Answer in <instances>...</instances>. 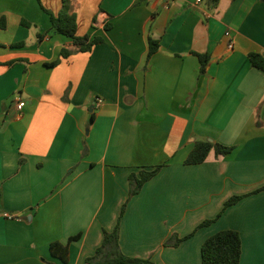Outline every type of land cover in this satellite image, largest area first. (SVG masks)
<instances>
[{"label":"crops","instance_id":"obj_1","mask_svg":"<svg viewBox=\"0 0 264 264\" xmlns=\"http://www.w3.org/2000/svg\"><path fill=\"white\" fill-rule=\"evenodd\" d=\"M64 1L78 35L102 39L88 52L52 31ZM0 21V264H87L117 225L129 257L202 264L235 230L240 264H264V71L249 58L264 57V0H0ZM208 139L234 150L186 164ZM158 165L130 197V175Z\"/></svg>","mask_w":264,"mask_h":264},{"label":"trees","instance_id":"obj_2","mask_svg":"<svg viewBox=\"0 0 264 264\" xmlns=\"http://www.w3.org/2000/svg\"><path fill=\"white\" fill-rule=\"evenodd\" d=\"M215 4L218 0H213ZM52 31L56 34H63L79 46L80 51L88 52L92 47L100 42L101 38H91L90 35L79 36L78 35V19L76 14L69 12V6L67 1H64L63 9L58 16L51 15ZM0 21V26H1ZM109 27V26H108ZM23 45V44H22ZM20 45V46H22ZM159 42L153 38H149V57L159 50ZM70 52L63 49L61 52L62 57H67ZM202 64L201 71L205 72L206 66L209 62V55L196 53ZM251 64L264 71V57L259 53H251L249 55ZM60 60H56L47 66L54 67L58 65ZM215 150L217 155H228L233 150L232 146H225L217 142L208 140H199L195 143V146L185 163L188 165L203 163L209 153ZM164 165H158L152 170H141L139 174L132 173L130 175V197L137 195L143 186L153 179L163 168ZM264 190V187L259 191ZM243 196H233L224 205L222 211L215 219L204 221L197 229L208 226L216 221L227 208L237 204ZM125 207L123 208V212ZM196 229V230H197ZM176 240L174 245H177L183 239ZM79 236L72 237L70 242L78 239ZM119 225L113 232H105V239L103 245L97 250L95 256L87 259V264H156L147 259L134 258L124 255L119 248ZM167 244H171L168 242ZM51 254L61 259L63 262H68L70 258L69 243L64 244L62 242H53L50 245ZM202 264H240L242 258V240L240 234L235 230H223L217 234L209 237L202 246Z\"/></svg>","mask_w":264,"mask_h":264},{"label":"built area","instance_id":"obj_3","mask_svg":"<svg viewBox=\"0 0 264 264\" xmlns=\"http://www.w3.org/2000/svg\"><path fill=\"white\" fill-rule=\"evenodd\" d=\"M167 5L172 4L175 0H165ZM201 0H198V2H200ZM229 34V33H228ZM229 48H233V43H230ZM103 103L101 98H97L96 99V105L100 106ZM26 106V102L23 101L22 99H20L19 97H17L16 99V109L18 111H22L24 109V107ZM5 217L8 218H12L8 213L4 214Z\"/></svg>","mask_w":264,"mask_h":264},{"label":"rangeland","instance_id":"obj_4","mask_svg":"<svg viewBox=\"0 0 264 264\" xmlns=\"http://www.w3.org/2000/svg\"><path fill=\"white\" fill-rule=\"evenodd\" d=\"M102 99V98H101ZM102 101H103V99H102ZM211 139H208V141H210Z\"/></svg>","mask_w":264,"mask_h":264},{"label":"water","instance_id":"obj_5","mask_svg":"<svg viewBox=\"0 0 264 264\" xmlns=\"http://www.w3.org/2000/svg\"><path fill=\"white\" fill-rule=\"evenodd\" d=\"M92 110V109H91Z\"/></svg>","mask_w":264,"mask_h":264}]
</instances>
